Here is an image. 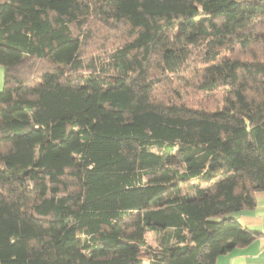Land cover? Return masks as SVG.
Here are the masks:
<instances>
[{"label":"trees","instance_id":"trees-1","mask_svg":"<svg viewBox=\"0 0 264 264\" xmlns=\"http://www.w3.org/2000/svg\"><path fill=\"white\" fill-rule=\"evenodd\" d=\"M0 67V264L258 237L230 214L264 191V0H0Z\"/></svg>","mask_w":264,"mask_h":264},{"label":"crops","instance_id":"crops-1","mask_svg":"<svg viewBox=\"0 0 264 264\" xmlns=\"http://www.w3.org/2000/svg\"><path fill=\"white\" fill-rule=\"evenodd\" d=\"M2 87L3 70L0 67V91ZM231 217L259 235L250 244L221 255L215 264H264V191L256 193L252 209L233 213Z\"/></svg>","mask_w":264,"mask_h":264},{"label":"rangeland","instance_id":"rangeland-1","mask_svg":"<svg viewBox=\"0 0 264 264\" xmlns=\"http://www.w3.org/2000/svg\"><path fill=\"white\" fill-rule=\"evenodd\" d=\"M232 214H230V215H232ZM157 238H158L157 236L149 237V238H147V242H149L150 244L155 246V245H157Z\"/></svg>","mask_w":264,"mask_h":264}]
</instances>
